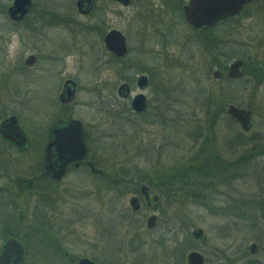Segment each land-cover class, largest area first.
I'll use <instances>...</instances> for the list:
<instances>
[{
    "label": "rangeland",
    "instance_id": "374dc122",
    "mask_svg": "<svg viewBox=\"0 0 264 264\" xmlns=\"http://www.w3.org/2000/svg\"><path fill=\"white\" fill-rule=\"evenodd\" d=\"M33 1V11L36 12L44 0ZM10 2L0 0V58L8 53L4 38L10 20L3 8ZM262 3L263 0H257L244 12L239 11L232 20L219 22L203 31L193 30L184 23L183 36H180L181 26L174 24L167 44L159 34L156 36L159 39L150 36V43H145L153 47V52L147 51V56L141 60H137L138 37L133 41L132 51L125 62L103 65L99 71L94 61L95 54L91 52L78 53L75 59L71 58L76 60L74 71L80 86L77 116L93 130L100 129L105 133L99 140H90L89 150L96 155L101 152L103 160L100 161L109 171L110 182L113 178L123 180L117 185L110 184L106 190H99L89 181L82 185L78 179L80 188L74 190L75 195L62 196L66 199L62 217L74 216L78 219V229L94 231L100 229L96 220H102L100 235L107 253L122 252L129 259L134 258V254L126 251L133 232H136L140 245L136 252L142 264H185L186 253L192 248L204 253L206 264H264V226L252 228L248 214L251 209L258 212L257 205L264 198ZM60 4L53 1L50 6L69 10L67 5ZM72 9L78 19L86 20L85 16L75 12L74 6ZM136 10L135 5L124 9L126 19L123 26L133 31L138 28ZM132 34L128 32L130 41ZM55 41L57 45L65 43V39ZM26 53L25 45L9 42V64L10 59L17 62ZM238 57L245 61L243 75L232 80L227 74L228 65ZM144 67H152L154 85L165 90L164 98L157 99L156 107L150 109L155 111L154 121H147L151 132L137 133L134 124L116 118L123 105L118 99H111L109 95L114 94L107 91L113 84L139 73ZM217 68L222 74L214 77L213 71ZM93 80H105L100 86L109 90L90 92L86 86H91ZM41 81L38 93L45 98L52 97V78L44 75ZM134 90H137L136 86ZM102 95L104 103L100 101ZM108 101L116 103L113 106L116 112H108L104 108ZM231 102L252 109L251 129L244 130L230 120L226 107ZM41 106L36 101L32 106L34 111L29 113H25L26 108L14 109L31 134L38 132V110ZM194 156L199 157L198 162L203 169L195 176L199 183L194 185L198 188L190 185L189 189L196 188L194 192L190 191L183 198L174 191L166 196L162 190L161 200L154 207L142 203L138 212L131 208L129 198L135 193L136 183L146 181L153 190H157L162 174L166 173L172 180L178 179L181 169L178 163ZM216 156H220L218 161H222L220 168L206 173L210 170L204 168L207 158L213 161ZM77 175L80 178V174ZM70 201L74 205L70 206ZM76 209L78 212H74ZM152 210L158 213L159 219L156 228L148 229L146 216ZM195 227H201L202 238L192 236ZM96 236L82 238L84 244L78 246L77 254L91 251L88 242H94ZM29 237H23L28 246L23 264L64 262L59 253L40 241H36L37 244L34 241L33 245V238ZM3 239L0 237V243ZM251 243L258 245L254 254L249 253Z\"/></svg>",
    "mask_w": 264,
    "mask_h": 264
},
{
    "label": "flooded vegetation",
    "instance_id": "af4514ba",
    "mask_svg": "<svg viewBox=\"0 0 264 264\" xmlns=\"http://www.w3.org/2000/svg\"><path fill=\"white\" fill-rule=\"evenodd\" d=\"M53 1L57 4L61 3L60 6L64 3L69 10L58 6L51 7ZM61 1L44 0L39 10L34 12V1L30 0V5L20 16H12L10 11L8 12V7L13 5L14 0L3 8L10 21L7 23L8 32L4 38L8 53L4 58L3 56L0 58V237L4 238L0 243V250L3 241L7 238H16L23 248L19 263L23 264L28 247L23 237L30 236L33 238V245L37 244L36 241H40L62 256L64 262L59 261L55 264H78L83 257L89 258L95 264H142L136 252L140 247L136 232H133L129 240V249L126 251L134 254V258L129 259L122 252L111 254L106 252L100 235L102 220H96L100 229L94 231L88 228L78 229L76 225L78 219L74 216L62 217L66 202L62 196L75 195L74 190L80 188L78 179L82 181H80L82 185H86L85 183L89 181L99 190H106L110 184L117 185L123 180L113 178L110 182L109 171L100 161L103 160L101 152L96 155L94 151L89 150L90 140L93 138L99 140L105 133L100 129L93 130L87 122L77 116V96L80 86L74 71L76 60L72 61L71 58L75 59L78 53L91 52L95 54L94 61L99 71L103 65L110 66L112 63L125 62L132 51L133 41L138 37L137 60H141L143 56H147V51L153 52V47L145 43H150L151 35L153 39H159L156 36L161 35L160 39L162 38L163 43L167 44L170 42L167 37L171 31L173 32L174 24L181 26V33L180 30L178 33L183 36L184 23L193 30L203 31L223 20L233 19L239 12L227 15L211 26L198 28L191 25L184 14V5L189 0H70V3L67 2L69 0ZM72 2L75 12L85 16V21L73 14ZM255 3L257 0H250L244 7L249 8ZM133 5L137 8V31L123 26L126 19L124 9ZM111 30L119 31L124 37L126 48L120 54L108 44L107 36ZM128 32L133 33L132 41L128 38ZM55 39H65V43L57 45ZM9 42L25 45L27 49V53L17 62L10 59L11 64H9ZM17 51L16 49L15 52ZM152 73V67H144L139 73L123 78L124 80L116 85L113 84L111 90L100 86L105 80L96 82L93 80L91 86L87 85L86 88L90 92L103 90L112 92L114 95L109 97L118 99L123 105V108L117 111L116 118L134 124L137 133H147L151 132L149 127L154 121L155 114V111L150 109L152 106L156 107L157 99L164 98L165 90L154 85ZM44 75L52 78L50 98L41 96L37 90ZM141 75L146 76L145 83L141 82L142 85L139 83ZM122 83H126L127 86L120 88ZM133 83L137 90H134ZM138 94L144 95L145 104L141 109L134 106V99ZM103 97L100 96L102 103H104ZM36 101L42 106L38 110V132L34 131L31 134L20 122L19 112L14 109L26 108L25 113H29L34 111L32 106ZM115 104L114 101H108L103 106L108 112H116L113 109ZM11 115L16 116L26 138L16 135L9 138V122H4ZM74 119L81 120L86 148L84 155L79 159L74 158L73 141L77 135V126L72 123ZM146 148L147 146L144 148L145 152ZM77 173L80 174V178H77ZM143 184L148 186L145 192H141ZM133 192L135 193L130 198L132 196L137 198V208L131 204L130 206L135 212L141 210L142 203L154 207L161 200L160 192L153 190L146 181L136 183ZM69 204L74 205V202L70 201ZM257 207L258 212L251 209L248 213L252 228L258 225L264 226V198ZM74 212H78L77 209ZM151 214H156V218L154 226L148 227L145 224L148 229L156 228L159 219L158 213L152 210L146 216V221ZM89 235H98L94 242H88L92 247L91 251H83L78 255V246L84 244L82 238H87ZM202 237L203 235L200 238ZM254 244L253 248L249 246L250 254L257 251L258 245Z\"/></svg>",
    "mask_w": 264,
    "mask_h": 264
},
{
    "label": "water",
    "instance_id": "95a60500",
    "mask_svg": "<svg viewBox=\"0 0 264 264\" xmlns=\"http://www.w3.org/2000/svg\"><path fill=\"white\" fill-rule=\"evenodd\" d=\"M250 0H189L184 5V14L191 25L201 28L215 24L217 20L226 17L227 15L235 14L241 11ZM30 0H14L13 5L8 7V12L12 16H20L23 14L28 6ZM107 41L110 47L115 49L119 54L125 50V42L123 35L117 30H111L107 36ZM244 60L241 57L234 58L228 65L227 74L230 78H240L243 75ZM222 72L219 68L213 71L214 77L221 76ZM146 76L139 77V83H145ZM142 85V83H141ZM126 83H122L120 88L126 87ZM144 95L138 94L134 99V106L137 109L144 107ZM226 113L234 118L240 127L244 130H249L252 126L253 111L251 108L238 105L235 103H228ZM9 122V138L14 135L21 138H26L24 131L18 125L15 115L9 116L4 123ZM77 126V135L73 141L74 158H81L85 153V143L83 140L81 120L74 119L72 121ZM148 190L146 184L141 185V192ZM156 198V195H154ZM137 198L132 196L130 204L137 208ZM156 214H151L146 221L148 227L154 226ZM192 235L195 238H200L203 235L201 227H195L192 230ZM253 243L251 247L253 248ZM23 248L21 243L16 238H8L2 242L0 250V264H19L22 256ZM205 256L203 252L198 249H191L186 254V264H204ZM78 264H95L94 261L87 257L79 260Z\"/></svg>",
    "mask_w": 264,
    "mask_h": 264
},
{
    "label": "trees",
    "instance_id": "16d2710c",
    "mask_svg": "<svg viewBox=\"0 0 264 264\" xmlns=\"http://www.w3.org/2000/svg\"><path fill=\"white\" fill-rule=\"evenodd\" d=\"M248 7H244L243 12L247 9ZM229 20V19H226ZM232 20V19H231ZM225 21V20H223ZM245 64V61H244ZM232 80L236 79V78H230ZM229 116V115H228ZM230 120L233 122H236L234 118H232L231 116H229ZM242 133V132H241ZM192 134V133H191ZM208 138V137H206ZM198 140V137H197ZM208 156V155H207ZM220 156H216L213 161H211L209 158H207L206 163L204 164V168L205 169H210L207 170L206 173L208 172H213L216 169L220 168L221 166V162L222 161H218ZM218 158V159H217ZM184 162H180L178 163L179 165H181V169L180 171H178V179H170L167 177L166 173L162 174L159 178H160V185L158 187V191L160 189L159 192L162 193V190L164 191V195L166 196H170L171 191L176 192L177 194L180 195V197L185 198V196H188V194L190 193V191L196 190V188H198V186H195L194 184L199 183V181H197V178L195 177L196 175H198V173L200 172V170L202 171V166L199 165V157L194 156V157H189V159L187 160H183ZM176 173V172H175ZM172 180V181H171ZM191 186H195L196 188H192L189 189ZM155 186V185H154ZM172 196V194H171ZM180 254V252H179ZM179 258L182 259V253L179 255Z\"/></svg>",
    "mask_w": 264,
    "mask_h": 264
}]
</instances>
